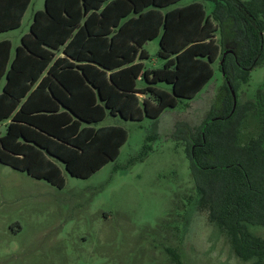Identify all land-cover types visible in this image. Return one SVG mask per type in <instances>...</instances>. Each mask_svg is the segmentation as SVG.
I'll list each match as a JSON object with an SVG mask.
<instances>
[{
    "label": "rangeland",
    "instance_id": "1",
    "mask_svg": "<svg viewBox=\"0 0 264 264\" xmlns=\"http://www.w3.org/2000/svg\"><path fill=\"white\" fill-rule=\"evenodd\" d=\"M41 3L31 0L21 28L0 40L17 45ZM158 47V40L149 43L155 68L163 63ZM213 68V78L194 100H181L157 121L107 116L98 126H121L128 139L114 162L87 179L64 171L59 189L0 162V264H246L197 206L184 143L172 137L177 123L196 128L209 115L223 85L218 60ZM239 97L258 104L243 129L245 138L264 119V65L250 72ZM252 232L264 239V229Z\"/></svg>",
    "mask_w": 264,
    "mask_h": 264
},
{
    "label": "crops",
    "instance_id": "2",
    "mask_svg": "<svg viewBox=\"0 0 264 264\" xmlns=\"http://www.w3.org/2000/svg\"><path fill=\"white\" fill-rule=\"evenodd\" d=\"M182 1L187 0L134 13L149 0H107L88 11L80 0H42L17 45L2 39L11 42L9 65L0 81V157L6 156L10 164L5 165L14 169L19 160L44 157L60 169L65 185V165L40 146L60 155L70 167L96 170L91 177L118 158L128 139L121 126H98L107 116L154 121L178 106L170 83L150 81L152 72L164 69L168 60L176 62L178 56L188 58L179 79L189 82V92L195 90L193 99L184 100H194L213 78L216 62L198 56V45L205 47L201 54L208 52L206 47L218 53L217 36L198 41L190 25L183 30L174 15L190 12L195 5L192 0L181 5ZM30 4L31 0L18 29ZM154 40L159 42L156 56L163 62L158 68L151 65L148 51ZM161 44L170 50L162 52L166 59L159 55ZM199 59L213 75L196 91ZM145 73L153 83L145 80ZM120 132L125 140L118 148Z\"/></svg>",
    "mask_w": 264,
    "mask_h": 264
},
{
    "label": "trees",
    "instance_id": "3",
    "mask_svg": "<svg viewBox=\"0 0 264 264\" xmlns=\"http://www.w3.org/2000/svg\"><path fill=\"white\" fill-rule=\"evenodd\" d=\"M80 1L84 10L88 11L99 8L107 0ZM179 1L181 0H149L142 8L136 7L134 13L148 7L166 9ZM192 1L195 8L190 12L179 11L174 16L182 21L183 30L188 29L189 25L195 29L198 41L212 35L217 36L215 46L218 53L216 49L210 52L209 47H206L208 52L201 54L205 47L198 45L199 51L201 50L198 56L206 57L208 63L218 60L223 85L209 115L202 123L192 128L179 122L172 137L184 143L197 206L206 210L211 223L216 224L227 236L236 257L246 264H264V239L252 232L253 229H264V119L260 120L256 134L243 138L246 123L258 113V104L254 99L241 101L239 97L240 86L249 82L250 72L255 67L264 65V0ZM29 2L30 0H0V34L19 28ZM204 10H209L207 16ZM168 51L170 50L161 44L160 57L166 59L167 55L164 56L162 52L167 54ZM10 55L11 42L0 41V81L6 75ZM201 60H198L196 91H200L213 75L210 66ZM186 64L188 58L184 55L178 56L176 62L168 60L164 69L152 72L153 79L150 80L170 83L174 96L178 98L177 103L193 99L195 95V90L189 92V82L179 79L185 72ZM144 78L148 83H153L148 81V73L144 74ZM260 93L259 90L258 98ZM122 135L120 132L118 148L125 140ZM152 138L147 136L146 140ZM37 147L62 161L71 176L86 178L96 171L70 167L60 155ZM143 147L148 148L147 144ZM147 154L144 151L140 158ZM6 158L0 157V162L9 164ZM33 160L22 159L12 167L27 172L35 179H43L59 189L64 186L61 171L55 164L44 157H33ZM133 160L135 161L130 159L128 162L132 163Z\"/></svg>",
    "mask_w": 264,
    "mask_h": 264
}]
</instances>
